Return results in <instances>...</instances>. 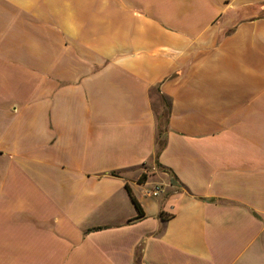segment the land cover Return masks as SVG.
Wrapping results in <instances>:
<instances>
[{
	"label": "crops",
	"instance_id": "0c3cea01",
	"mask_svg": "<svg viewBox=\"0 0 264 264\" xmlns=\"http://www.w3.org/2000/svg\"><path fill=\"white\" fill-rule=\"evenodd\" d=\"M0 264H264V0H0Z\"/></svg>",
	"mask_w": 264,
	"mask_h": 264
},
{
	"label": "trees",
	"instance_id": "16d2710c",
	"mask_svg": "<svg viewBox=\"0 0 264 264\" xmlns=\"http://www.w3.org/2000/svg\"><path fill=\"white\" fill-rule=\"evenodd\" d=\"M165 105H167V102L164 101ZM159 121H161V123L159 124V143H158V156L161 153V151L164 149L165 146V133L167 131V124H168V112L166 114H161L159 115ZM162 120H165L164 123L162 122ZM113 176H119V173L117 172H113L112 173ZM144 177L141 179L143 180ZM130 190V189H129ZM130 194L132 195V192L130 190ZM134 204L136 205V208L138 209L140 216H143V209L140 206V204L138 203V201L132 196Z\"/></svg>",
	"mask_w": 264,
	"mask_h": 264
},
{
	"label": "built area",
	"instance_id": "2783aa9c",
	"mask_svg": "<svg viewBox=\"0 0 264 264\" xmlns=\"http://www.w3.org/2000/svg\"><path fill=\"white\" fill-rule=\"evenodd\" d=\"M163 190H164V187L158 185L157 187H155L152 190H147L145 194L148 197H159L163 193Z\"/></svg>",
	"mask_w": 264,
	"mask_h": 264
},
{
	"label": "rangeland",
	"instance_id": "374dc122",
	"mask_svg": "<svg viewBox=\"0 0 264 264\" xmlns=\"http://www.w3.org/2000/svg\"><path fill=\"white\" fill-rule=\"evenodd\" d=\"M159 104V103H158ZM162 106V110L160 109V111H162L163 114L166 113V107L164 106L163 102L161 101V105ZM165 120H162V122L164 123Z\"/></svg>",
	"mask_w": 264,
	"mask_h": 264
}]
</instances>
